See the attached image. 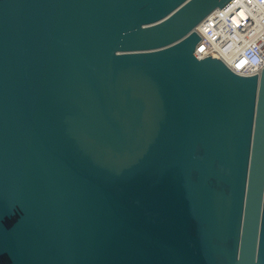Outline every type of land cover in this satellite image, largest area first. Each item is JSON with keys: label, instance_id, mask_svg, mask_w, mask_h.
Segmentation results:
<instances>
[{"label": "water", "instance_id": "water-1", "mask_svg": "<svg viewBox=\"0 0 264 264\" xmlns=\"http://www.w3.org/2000/svg\"><path fill=\"white\" fill-rule=\"evenodd\" d=\"M230 0H0V264H264V68L194 55Z\"/></svg>", "mask_w": 264, "mask_h": 264}, {"label": "built area", "instance_id": "built-area-1", "mask_svg": "<svg viewBox=\"0 0 264 264\" xmlns=\"http://www.w3.org/2000/svg\"><path fill=\"white\" fill-rule=\"evenodd\" d=\"M194 55L213 57L240 76H259L264 68V0H230L195 28Z\"/></svg>", "mask_w": 264, "mask_h": 264}]
</instances>
